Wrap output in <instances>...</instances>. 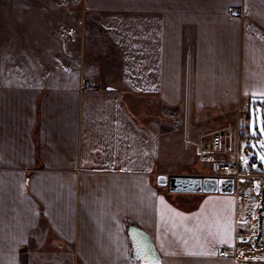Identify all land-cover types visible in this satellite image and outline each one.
I'll list each match as a JSON object with an SVG mask.
<instances>
[{"label": "crops", "instance_id": "obj_1", "mask_svg": "<svg viewBox=\"0 0 264 264\" xmlns=\"http://www.w3.org/2000/svg\"><path fill=\"white\" fill-rule=\"evenodd\" d=\"M81 2L86 34L59 40L53 8ZM1 8L13 9L14 31L0 26V264H135L128 220L148 232L158 264H264V246L245 244L253 222L256 232L252 179L243 193L240 181L231 193H175L156 182L176 136L180 150L193 148L180 136L223 127L258 166L264 0ZM83 80L105 87L83 90Z\"/></svg>", "mask_w": 264, "mask_h": 264}, {"label": "built area", "instance_id": "obj_2", "mask_svg": "<svg viewBox=\"0 0 264 264\" xmlns=\"http://www.w3.org/2000/svg\"><path fill=\"white\" fill-rule=\"evenodd\" d=\"M84 3H80L78 8L69 10L70 18L72 20L64 31V40H73L76 37H81L86 34L76 15L78 11L83 14L85 11ZM231 13L240 16V11L231 9ZM101 83L90 80H83L80 88L83 90L97 91L104 89ZM185 144H192L195 155L201 162L210 164L211 172L205 175L214 177H230L234 181L239 179H253L261 178L262 182L258 184V204L256 208V236L253 242V247L261 248L264 246V172L255 173L252 170L248 172L240 171L241 157L239 154L238 137L228 127L215 129L198 140L189 138L186 134ZM257 181V180H256ZM242 232H239V234ZM225 249L222 248L219 253L224 254Z\"/></svg>", "mask_w": 264, "mask_h": 264}, {"label": "rangeland", "instance_id": "obj_3", "mask_svg": "<svg viewBox=\"0 0 264 264\" xmlns=\"http://www.w3.org/2000/svg\"><path fill=\"white\" fill-rule=\"evenodd\" d=\"M12 1L13 0H0V5L3 3H6V2L9 3ZM74 8H76V7H73V6L66 7L63 11L61 10V8H57V7L53 8V11H52L53 14H52V16H50V18L48 20V24H49V27L51 29V32L59 40L63 36L65 28L69 24H71V22H72V20L70 18V14L68 13V11L72 10ZM12 11H13L12 8H10V9H5V8L2 9L1 8L0 9V15H2V17H3V18L0 17V26L2 29L1 31H7V29L10 31H14V23H10L8 21L11 19V16L13 15ZM5 12H7V13L10 12V15H7V13L4 14ZM49 12L50 11L48 8L41 6L40 13L43 17L46 16L47 14H49ZM112 63H114L113 59H112ZM115 68L116 67H112V69H115ZM257 105H258L257 106V114H255V115L257 116L258 124H260L261 128H262V124L264 123V119H262V114L264 111H263L261 103L258 102ZM254 113H256V112L252 111V116H254L253 115ZM184 135L185 134L180 136V139H181V143L185 144ZM174 139H175V143H173L171 145L172 146L171 149L168 150L167 149L168 147L166 146L167 147L166 150L161 152V155H160V158L158 161L160 169L165 171V174L167 176H170V175H189V176L199 175V176H203L202 174L205 175L208 172H211L210 164L206 163V162H201L198 159V157L195 155L192 147L191 148L190 147H188V148L183 147L182 150H180L179 149V137L176 136ZM258 145H262L263 150H261L258 146H256L254 144L255 153H256V160L258 162V166H256L255 168H253L252 165L249 164L250 155H249V153H247V149L242 145V150H241L242 160L240 161V167H239L241 172H248L249 170H252L255 173L264 172V143L258 144ZM247 180L248 179H245L244 182H237V191H239L240 193L244 192L245 187H247L249 185ZM254 180H257V184H260L262 182L261 178H257V179L253 178L252 181H254ZM245 195H247V194H245ZM250 196H251L252 206H253V204L255 206L257 194H255L253 189H251ZM247 197H248V195H247ZM253 223H252V226H253ZM252 226L249 230L248 241L245 242V244H247L248 246H251L253 244L255 236H256V232ZM240 243H242V242H240Z\"/></svg>", "mask_w": 264, "mask_h": 264}, {"label": "water", "instance_id": "obj_4", "mask_svg": "<svg viewBox=\"0 0 264 264\" xmlns=\"http://www.w3.org/2000/svg\"><path fill=\"white\" fill-rule=\"evenodd\" d=\"M244 181L243 179L239 180ZM158 185H166L170 192L175 193H231L234 189L235 181L230 177L214 176H189L170 175L159 173L156 177ZM253 190L258 193L257 181H253ZM126 231L132 248V257L135 264H158L159 256L155 250L148 232L128 220L125 223ZM149 254V261L144 257Z\"/></svg>", "mask_w": 264, "mask_h": 264}]
</instances>
